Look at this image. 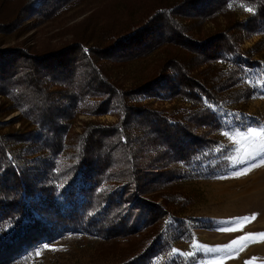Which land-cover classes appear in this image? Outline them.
Wrapping results in <instances>:
<instances>
[{
  "label": "trees",
  "instance_id": "16d2710c",
  "mask_svg": "<svg viewBox=\"0 0 264 264\" xmlns=\"http://www.w3.org/2000/svg\"><path fill=\"white\" fill-rule=\"evenodd\" d=\"M65 1L42 0L45 17ZM234 1L252 9L238 23L240 31L264 28V0ZM226 2L178 0L129 30L108 29L96 42L75 40L48 52L0 48V95L27 122L22 131L0 133V264L70 234L140 240L111 264L196 261L174 255L173 246L211 220L179 216L166 186L232 169L211 157L214 139L206 131L220 130V112L252 94L242 74L257 49L240 50L222 32L192 39L182 21L215 16ZM8 4L14 17L5 14ZM35 12L33 0H0V32H14L19 19ZM162 46L171 49L154 75L129 89L106 76L100 63L143 59ZM210 61L224 64L194 73ZM160 94L182 97L190 107L168 116L133 101ZM83 106L94 115L114 112L117 120L86 125L72 159L60 163L67 124ZM201 127L206 131L199 134Z\"/></svg>",
  "mask_w": 264,
  "mask_h": 264
},
{
  "label": "rangeland",
  "instance_id": "374dc122",
  "mask_svg": "<svg viewBox=\"0 0 264 264\" xmlns=\"http://www.w3.org/2000/svg\"><path fill=\"white\" fill-rule=\"evenodd\" d=\"M177 1L67 0L59 5L52 17L47 18L43 9L45 3L33 0L36 14L31 19H19L14 32H0V48L21 46L30 51L48 52L75 40L96 42L106 30H129L130 26L142 23L155 8ZM224 8V12L208 19L195 17L191 21L183 19L182 23L186 25L187 34L192 39L201 41L222 32L230 35L240 50L256 47L257 51L250 53L252 66H244L242 74L253 92L249 98L235 102L220 112L223 124L220 130L209 132L202 127L197 130L199 134L202 130L206 131V137L214 139L213 149L209 152L213 153L211 157L225 159L228 168L232 169L227 173L181 180L166 186L175 195L173 201L179 206L174 211L179 216L211 220L207 228L193 229L191 238L175 243L172 251L174 255L196 257V261L191 264H246V261L264 264V240H260L259 236L225 247L248 234L264 233V163L261 162L264 160V148H257L252 154V141L247 136L249 128L264 132V28L248 35L239 30L238 23L252 13L251 7L227 0ZM12 10L8 4L5 14H13L14 17L15 10L11 13ZM170 47L162 46L145 58L130 62L101 60L100 63L106 76L129 89L154 75L156 66L165 59ZM223 64L221 61L203 63L194 73L210 65L222 67ZM133 101L168 116L190 107L182 97H168L165 94L140 96ZM9 108V99L0 95V133L24 130L27 122L20 110ZM116 120L114 112L94 115L83 106L67 124L64 150L59 162L68 164L72 159L76 138L86 125H114ZM240 171L246 174L237 175ZM244 217L248 219L244 220ZM233 228L236 230H226ZM139 241L135 237L127 241L100 242L89 235L70 234L49 244L38 245L28 252L26 258L7 264H111L121 255L127 254V250L132 247L136 249L140 245Z\"/></svg>",
  "mask_w": 264,
  "mask_h": 264
},
{
  "label": "snow or ice",
  "instance_id": "6c2138e0",
  "mask_svg": "<svg viewBox=\"0 0 264 264\" xmlns=\"http://www.w3.org/2000/svg\"><path fill=\"white\" fill-rule=\"evenodd\" d=\"M247 136L252 141V145H253V153L252 154L255 153L257 148H264V132L249 128L247 131ZM261 162L264 163V160H262ZM254 166H256V165H255V162L253 161L252 167H254ZM249 170H250V168H249ZM243 174H246V172L240 171L237 173V175H243ZM243 219L247 220L248 218L244 217ZM226 230L235 231L236 229L233 228V229H226ZM253 236H259L260 240H264V233L248 234L247 237H241V238H239V240H233L230 243V245H227L225 247H231L232 245H238L240 243V241H247V239H249ZM212 250L213 251H219V249H212ZM238 250H242V249H238ZM246 264H250V262L246 261Z\"/></svg>",
  "mask_w": 264,
  "mask_h": 264
}]
</instances>
